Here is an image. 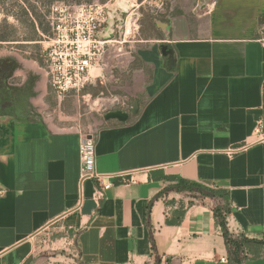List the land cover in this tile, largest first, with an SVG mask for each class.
<instances>
[{
  "label": "crops",
  "instance_id": "0c3cea01",
  "mask_svg": "<svg viewBox=\"0 0 264 264\" xmlns=\"http://www.w3.org/2000/svg\"><path fill=\"white\" fill-rule=\"evenodd\" d=\"M208 14L202 36L181 22L136 42L128 108L122 98L109 110L128 117L106 112L93 133L45 111V74L24 78L27 109L0 112V264H233L213 216L222 200L168 190L178 180L226 191L228 232L264 241L253 134L264 126V0H219ZM84 135L113 184L101 200L80 180ZM240 264H264V246Z\"/></svg>",
  "mask_w": 264,
  "mask_h": 264
},
{
  "label": "rangeland",
  "instance_id": "374dc122",
  "mask_svg": "<svg viewBox=\"0 0 264 264\" xmlns=\"http://www.w3.org/2000/svg\"><path fill=\"white\" fill-rule=\"evenodd\" d=\"M218 1L57 0L47 3L25 0L36 8L42 23L40 28L36 20L32 30L27 19L20 16L18 7L27 6L24 0H0V39L10 41L0 42V112L14 113L18 106H23L25 111L30 91L24 85V78H34L35 84L43 74L46 75L45 53L52 36V7L97 3L117 10L113 22L101 33L103 36L108 33L112 42L105 47L99 69L95 71L100 75L99 79L78 94L71 92L57 97L48 90L44 101L45 111L50 112L55 121L62 112L71 119L65 123L70 128L79 125L86 133H93L103 114L118 107L117 103L122 98L126 99L124 108H128L129 100L124 90L131 87V73L136 67V42L162 39L169 34L172 25L181 22L196 28L194 36H202L207 27L208 13ZM29 20L34 24L33 19L29 17ZM128 23L131 28L129 34ZM13 70L16 72L11 78Z\"/></svg>",
  "mask_w": 264,
  "mask_h": 264
},
{
  "label": "built area",
  "instance_id": "2783aa9c",
  "mask_svg": "<svg viewBox=\"0 0 264 264\" xmlns=\"http://www.w3.org/2000/svg\"><path fill=\"white\" fill-rule=\"evenodd\" d=\"M116 14L117 10L97 3L52 7V36L45 53V72L48 87L54 95L63 97L71 92L78 94L92 83V70L99 67L105 47L112 42L109 38H100V35L109 22H113ZM117 106H121V103L118 102ZM253 134L257 141H264V126L260 121ZM79 154L82 165L80 180L93 181L96 198L101 200L113 184L95 172V144L92 136L82 137ZM123 181L134 183L132 179L124 178ZM244 256L248 257V254L245 252ZM221 262L227 263V260L221 259Z\"/></svg>",
  "mask_w": 264,
  "mask_h": 264
},
{
  "label": "trees",
  "instance_id": "16d2710c",
  "mask_svg": "<svg viewBox=\"0 0 264 264\" xmlns=\"http://www.w3.org/2000/svg\"><path fill=\"white\" fill-rule=\"evenodd\" d=\"M39 1L40 2L46 1L47 3H50L51 1H57V0H39ZM75 6H80V5H75ZM75 6H70V7H75ZM18 8L20 10V14H21L20 16L22 18L27 19V22L29 23V28H31L32 30L35 29L34 26L36 20L39 22L38 26L41 28L42 23L39 20L40 16L37 15L35 7H32L31 5L27 4V6L25 5L23 8L22 7H18ZM29 17L34 20V24L29 20ZM0 42H10V41H4L0 39ZM168 190H175L177 192H187L190 194H198L202 198L222 200L223 205H217L214 207L213 216L216 225L220 229L221 235L224 239L225 246L227 248L228 254L233 264H240L243 260H245L246 259V257L244 256L245 252L254 258L256 253L264 246V241L262 240L258 241V240L247 239L244 235H238L237 237H234L228 232L226 226V215L228 214V209L226 208L228 201V193L226 191H223L221 189H211L193 182H188L183 180H178L177 183L169 187ZM182 216H183V209L177 215V218H175L172 221H166V223L171 225H176L180 222Z\"/></svg>",
  "mask_w": 264,
  "mask_h": 264
},
{
  "label": "water",
  "instance_id": "95a60500",
  "mask_svg": "<svg viewBox=\"0 0 264 264\" xmlns=\"http://www.w3.org/2000/svg\"><path fill=\"white\" fill-rule=\"evenodd\" d=\"M100 38L107 39V38H110V35L107 33V35H105V36L101 35ZM127 117H128V115L126 113L121 112V111H108V113H106L104 119L105 120L116 119V120L122 122V121H125L127 119Z\"/></svg>",
  "mask_w": 264,
  "mask_h": 264
},
{
  "label": "bare ground",
  "instance_id": "6f19581e",
  "mask_svg": "<svg viewBox=\"0 0 264 264\" xmlns=\"http://www.w3.org/2000/svg\"><path fill=\"white\" fill-rule=\"evenodd\" d=\"M131 23V22H130ZM130 23H128V29H127V33L129 34L130 31H131V28H130Z\"/></svg>",
  "mask_w": 264,
  "mask_h": 264
}]
</instances>
